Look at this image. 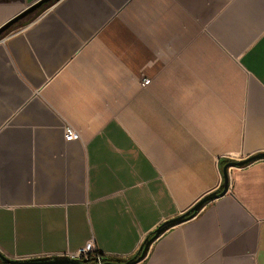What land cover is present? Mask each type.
Returning a JSON list of instances; mask_svg holds the SVG:
<instances>
[{
  "label": "crops",
  "instance_id": "obj_1",
  "mask_svg": "<svg viewBox=\"0 0 264 264\" xmlns=\"http://www.w3.org/2000/svg\"><path fill=\"white\" fill-rule=\"evenodd\" d=\"M40 0H0V27ZM150 79L148 85H142ZM71 127L75 136L66 140ZM264 153V0H58L0 37V251L130 258ZM136 264H264V160Z\"/></svg>",
  "mask_w": 264,
  "mask_h": 264
},
{
  "label": "water",
  "instance_id": "obj_2",
  "mask_svg": "<svg viewBox=\"0 0 264 264\" xmlns=\"http://www.w3.org/2000/svg\"><path fill=\"white\" fill-rule=\"evenodd\" d=\"M51 0H40L37 3L27 7L21 13L10 19L7 23H5L2 27H0V37L7 33L11 27L16 24L18 21L24 19L26 16L31 14L32 12L39 9L44 4L48 3ZM264 160V153H257L255 155H251L250 157L239 160V161H229L225 165L222 166V178L223 182L220 188L204 198H202L198 203H196L191 209L187 212L183 213L178 217L170 218L160 224L150 236H148L141 248V252L131 256L130 258H123L120 261H101L98 260L97 263H88L86 258L73 257L68 255H60V256H39V257H28V258H10L3 254L0 251V264H136L145 258L148 253V249L152 242L157 239L163 232L169 229L172 226H175L179 223L184 222L185 220L195 217L207 204L216 200L217 198L225 195L229 188V169L230 168H241L247 165H250L254 162Z\"/></svg>",
  "mask_w": 264,
  "mask_h": 264
},
{
  "label": "trees",
  "instance_id": "obj_3",
  "mask_svg": "<svg viewBox=\"0 0 264 264\" xmlns=\"http://www.w3.org/2000/svg\"><path fill=\"white\" fill-rule=\"evenodd\" d=\"M56 2V0H52V1H49L48 3H46L45 5H44V7L43 8H47V7H49V6H51L52 4H54ZM38 15V14H37ZM36 15V16H37ZM35 16V17H36ZM34 17V18H35ZM34 18H32V19H34ZM31 19V20H32ZM31 20H29V21H26V23L25 24H27L28 22H30ZM23 21V20H22ZM22 21H19L18 23H16L15 25H21V26H23V25H25L24 23H22ZM22 23V24H21ZM14 25V26H15ZM13 26V27H14ZM227 162L225 161V162H223V165H225ZM222 165V166H223ZM152 234V232L149 234V236ZM141 250H142V248H140L137 252H136V254L137 253H139V252H141ZM135 255V254H134ZM87 260V262L88 263H97L98 262V260H101V261H120V260H123V258H118V257H114V256H107V255H105V254H103L102 252H100L98 249H95V251L94 252H91L88 256H87V258H86Z\"/></svg>",
  "mask_w": 264,
  "mask_h": 264
},
{
  "label": "built area",
  "instance_id": "obj_4",
  "mask_svg": "<svg viewBox=\"0 0 264 264\" xmlns=\"http://www.w3.org/2000/svg\"><path fill=\"white\" fill-rule=\"evenodd\" d=\"M150 83V79H144L142 82V85H148ZM75 136V131L71 127H67L65 130V138L66 140H71ZM96 247L93 243L89 242L85 246H82L77 252L72 254L73 257H79V258H87V256L94 252Z\"/></svg>",
  "mask_w": 264,
  "mask_h": 264
},
{
  "label": "rangeland",
  "instance_id": "obj_5",
  "mask_svg": "<svg viewBox=\"0 0 264 264\" xmlns=\"http://www.w3.org/2000/svg\"><path fill=\"white\" fill-rule=\"evenodd\" d=\"M42 9H40L39 11H41ZM39 11H38V13H34L33 15H31V16H29V17H27V18H25L23 21H22V23H26V21H29V20H31L32 18H34L37 14H39ZM21 23V24H22ZM19 27H21V25L19 24V25H15L14 27H12L6 34H8V33H10L11 31H13V30H15V29H17V28H19Z\"/></svg>",
  "mask_w": 264,
  "mask_h": 264
},
{
  "label": "flooded vegetation",
  "instance_id": "obj_6",
  "mask_svg": "<svg viewBox=\"0 0 264 264\" xmlns=\"http://www.w3.org/2000/svg\"><path fill=\"white\" fill-rule=\"evenodd\" d=\"M51 1H52V0H51ZM56 1H58V0H56ZM44 5H45V4H44ZM44 5L41 6L39 9H37L36 11L32 12L31 14H29L28 16H26L25 18H27V17L33 15L34 13H38V11H39L40 9H42V8L44 7ZM25 18H24V19H25ZM24 19H22V20H24ZM22 20H20V21H22ZM18 22H19V21H18ZM18 22H17V23H18ZM14 25H15V24H14ZM14 25H13V26H14ZM13 26H12V27H13ZM12 27H11V28H12Z\"/></svg>",
  "mask_w": 264,
  "mask_h": 264
}]
</instances>
